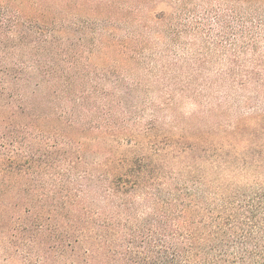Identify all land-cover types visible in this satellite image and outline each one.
<instances>
[{
    "label": "trees",
    "instance_id": "1",
    "mask_svg": "<svg viewBox=\"0 0 264 264\" xmlns=\"http://www.w3.org/2000/svg\"><path fill=\"white\" fill-rule=\"evenodd\" d=\"M0 147L20 264H264V0H0Z\"/></svg>",
    "mask_w": 264,
    "mask_h": 264
},
{
    "label": "rangeland",
    "instance_id": "2",
    "mask_svg": "<svg viewBox=\"0 0 264 264\" xmlns=\"http://www.w3.org/2000/svg\"><path fill=\"white\" fill-rule=\"evenodd\" d=\"M182 110L190 113L193 108L186 104ZM20 160L16 150L0 147V264H20L16 247H25L28 230L35 225L27 213L30 207L37 211L35 198L27 189L37 187V178L25 174L17 165Z\"/></svg>",
    "mask_w": 264,
    "mask_h": 264
}]
</instances>
